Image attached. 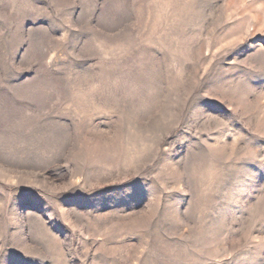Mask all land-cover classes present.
<instances>
[{
  "label": "rangeland",
  "instance_id": "rangeland-1",
  "mask_svg": "<svg viewBox=\"0 0 264 264\" xmlns=\"http://www.w3.org/2000/svg\"><path fill=\"white\" fill-rule=\"evenodd\" d=\"M0 264H264V0H0Z\"/></svg>",
  "mask_w": 264,
  "mask_h": 264
}]
</instances>
